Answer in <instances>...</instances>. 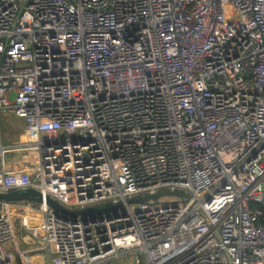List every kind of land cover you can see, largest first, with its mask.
I'll return each mask as SVG.
<instances>
[{"label":"built area","instance_id":"1","mask_svg":"<svg viewBox=\"0 0 264 264\" xmlns=\"http://www.w3.org/2000/svg\"><path fill=\"white\" fill-rule=\"evenodd\" d=\"M1 112L0 191L123 208L0 201V264H39L15 220L49 264H264V0H0Z\"/></svg>","mask_w":264,"mask_h":264},{"label":"water","instance_id":"2","mask_svg":"<svg viewBox=\"0 0 264 264\" xmlns=\"http://www.w3.org/2000/svg\"><path fill=\"white\" fill-rule=\"evenodd\" d=\"M161 197H177L184 201L189 199L188 194L180 191H161L148 195H141L125 200L127 204H143L152 201L157 203ZM0 201L20 202L30 201L34 203H42L47 205L55 215L62 216L71 220L80 218L93 219L101 216L115 215L118 210L123 208V201L107 202L97 206H87L79 209H70L62 205L60 202L47 194H43L35 188H16L8 191H0Z\"/></svg>","mask_w":264,"mask_h":264},{"label":"crops","instance_id":"3","mask_svg":"<svg viewBox=\"0 0 264 264\" xmlns=\"http://www.w3.org/2000/svg\"><path fill=\"white\" fill-rule=\"evenodd\" d=\"M2 113V112H1ZM0 113V114H1ZM5 113V112H3ZM20 119V118H18ZM24 142V134L20 139L19 134L14 136V139H10L6 144H3L0 141V144L5 146H11L16 144H21ZM19 157V152L16 151H6L3 154V162L5 171H12L19 169V165L16 163ZM23 221V220H22ZM21 220H15L16 228H17V242L21 249L25 250H34L32 252V256L35 261L39 264H49L48 257L45 251H35L36 248L40 247V236L38 232L34 229V223L30 220L27 222H22Z\"/></svg>","mask_w":264,"mask_h":264},{"label":"rangeland","instance_id":"4","mask_svg":"<svg viewBox=\"0 0 264 264\" xmlns=\"http://www.w3.org/2000/svg\"><path fill=\"white\" fill-rule=\"evenodd\" d=\"M23 121L18 119L11 112H5L0 114V141L6 144L10 139H14V136L19 134V138L23 137ZM141 264H144L143 258L140 255ZM106 264H118L117 260H112Z\"/></svg>","mask_w":264,"mask_h":264},{"label":"bare ground","instance_id":"5","mask_svg":"<svg viewBox=\"0 0 264 264\" xmlns=\"http://www.w3.org/2000/svg\"><path fill=\"white\" fill-rule=\"evenodd\" d=\"M55 184H57V183H53V185H55Z\"/></svg>","mask_w":264,"mask_h":264}]
</instances>
